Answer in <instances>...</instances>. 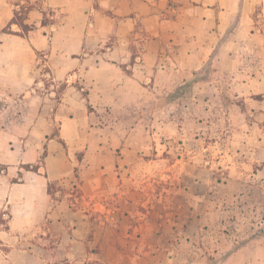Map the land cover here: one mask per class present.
I'll use <instances>...</instances> for the list:
<instances>
[{
	"label": "crops",
	"instance_id": "0c3cea01",
	"mask_svg": "<svg viewBox=\"0 0 264 264\" xmlns=\"http://www.w3.org/2000/svg\"><path fill=\"white\" fill-rule=\"evenodd\" d=\"M258 5L0 0V264L246 260L250 240L206 248L203 200L208 182L231 196L264 183L263 137L246 120L264 117Z\"/></svg>",
	"mask_w": 264,
	"mask_h": 264
},
{
	"label": "rangeland",
	"instance_id": "374dc122",
	"mask_svg": "<svg viewBox=\"0 0 264 264\" xmlns=\"http://www.w3.org/2000/svg\"><path fill=\"white\" fill-rule=\"evenodd\" d=\"M264 14V0L262 6H256L253 11V16L256 18L259 15ZM25 16V10L21 9L18 14H16V18L21 20ZM259 26V23L256 24ZM50 87L46 78L43 80V84L40 85V89H37V92L43 93L44 90H48ZM63 89V86L60 85L57 88L58 93H60ZM2 105L7 104L5 102L1 103ZM210 120H213L212 118ZM244 120L234 119V123L236 128L238 127V122ZM246 120H251L249 123L252 130L251 140L254 144L261 142V137H263L264 141V117L253 116ZM219 126L218 121L215 120L214 123H210L209 125L212 127L214 125ZM228 121L223 119L220 122V125L226 127ZM242 136V135H240ZM213 133L208 134L206 136V142H211L214 140ZM240 139V137H239ZM46 155V150L40 157V162H42L43 157ZM81 158V154L76 155V159L79 160ZM17 182V179L14 180ZM249 187L242 188L243 192L241 194H234L231 196L232 190L231 187L226 188V190L222 192H218V189H223L221 185H218L216 182H208L205 186L206 197L203 200L205 210L208 212L212 210L210 215H205L206 223L212 224L209 229L208 237L205 238L206 248L211 250L212 247L209 245L210 239L213 237H221L225 241L231 240L236 241L237 245L240 246L245 241H252V244L249 248L246 249V252L242 256L245 260L239 263L237 260L233 262V264H264V183L260 182H248ZM251 187V188H250ZM238 189V188H237ZM245 189L250 190L252 192H246ZM64 191L61 187H58L56 184H50L49 192L51 196L55 199L54 193L55 191ZM78 191V189H77ZM189 202L192 199H188ZM202 203L199 200V204ZM218 207L222 208V213H217L215 210ZM7 216L4 212H0V229L4 228L7 222ZM221 222V225H219ZM217 234V235H216ZM203 241V240H202ZM171 247L165 245L157 246V253L160 252H171ZM186 248H184L185 250ZM233 250L234 247L232 248ZM249 249V252H248ZM96 252V250H94ZM181 255L184 253L183 249L180 250ZM225 257L214 258L213 256H208L207 264H220V260ZM186 264V262H182V260L175 262V264ZM101 264V263H99ZM104 264V263H103ZM110 264H123V263H110Z\"/></svg>",
	"mask_w": 264,
	"mask_h": 264
},
{
	"label": "trees",
	"instance_id": "16d2710c",
	"mask_svg": "<svg viewBox=\"0 0 264 264\" xmlns=\"http://www.w3.org/2000/svg\"><path fill=\"white\" fill-rule=\"evenodd\" d=\"M23 20H24V17L21 20H18L16 17H14L13 22H16L17 24H19L22 34H27L29 31L32 30V27L25 25L23 23ZM9 29H10V26L5 28L4 30L9 31ZM49 187H50V185H48V194L51 195V193L49 192Z\"/></svg>",
	"mask_w": 264,
	"mask_h": 264
}]
</instances>
